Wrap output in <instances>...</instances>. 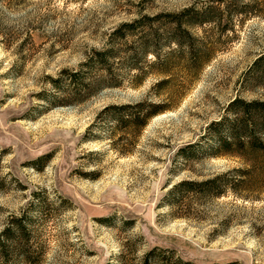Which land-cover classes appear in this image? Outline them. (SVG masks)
I'll return each mask as SVG.
<instances>
[{
  "label": "rangeland",
  "instance_id": "rangeland-1",
  "mask_svg": "<svg viewBox=\"0 0 264 264\" xmlns=\"http://www.w3.org/2000/svg\"><path fill=\"white\" fill-rule=\"evenodd\" d=\"M141 1L0 0V231L40 198L47 205L36 217L43 253L35 264H143L153 248L195 264H264V186L169 204L183 180L247 167L239 155L199 152L214 146L211 125L232 100H264V85L249 76L264 53V1L229 31L198 27L209 60L172 67L160 93L152 87L163 76L152 74L77 104L52 99L51 79L102 48ZM205 1L148 0L145 12ZM145 98L169 107L139 133H112L114 124L99 117L109 105ZM190 146L198 157L182 156Z\"/></svg>",
  "mask_w": 264,
  "mask_h": 264
},
{
  "label": "trees",
  "instance_id": "trees-1",
  "mask_svg": "<svg viewBox=\"0 0 264 264\" xmlns=\"http://www.w3.org/2000/svg\"><path fill=\"white\" fill-rule=\"evenodd\" d=\"M147 1L142 0L136 17L112 30L104 46L92 49L77 69H64L51 79L57 92L52 98L56 100L55 105L77 104L105 88L122 86L126 81L139 86L152 74L163 76L152 89H162L171 81L172 67L191 68L209 60L207 37L197 34L198 27L212 24L220 32L229 31L236 17L250 12L256 14L259 2L264 0H210L192 3L178 11L155 13L145 12ZM249 76L264 85V53L252 64ZM168 107L165 102L145 98L133 104L109 105L99 117L109 118L114 124L109 127L112 133L116 130L128 133L131 129L139 133L152 117ZM211 129L214 146L209 151L201 150L200 156L239 155L246 160L247 167L203 180H183L170 192V205L180 204L179 197L185 194L214 198L225 195L230 189L264 186V100H232L222 119L214 122ZM191 148L180 153L186 159L198 157ZM46 205L45 200L37 198L20 215L8 219L0 231V264H35L40 258L43 246L36 245L35 225L37 215L46 210ZM165 253L167 251L153 248L145 254L143 264H195Z\"/></svg>",
  "mask_w": 264,
  "mask_h": 264
}]
</instances>
